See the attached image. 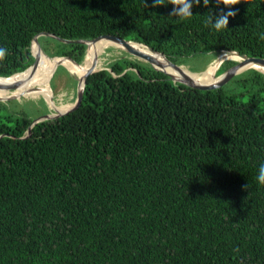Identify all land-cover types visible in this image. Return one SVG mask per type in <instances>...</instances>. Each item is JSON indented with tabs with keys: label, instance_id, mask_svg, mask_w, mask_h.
Instances as JSON below:
<instances>
[{
	"label": "trees",
	"instance_id": "1",
	"mask_svg": "<svg viewBox=\"0 0 264 264\" xmlns=\"http://www.w3.org/2000/svg\"><path fill=\"white\" fill-rule=\"evenodd\" d=\"M230 7L236 17L216 31L202 4L180 20L152 0H0V76L34 65L41 31L110 34L176 64L221 51L264 58V0ZM36 43L74 68L83 61L84 44ZM10 101H0V264H264L260 71L202 89L120 56L87 76L75 110L28 133L39 114L12 112Z\"/></svg>",
	"mask_w": 264,
	"mask_h": 264
},
{
	"label": "water",
	"instance_id": "2",
	"mask_svg": "<svg viewBox=\"0 0 264 264\" xmlns=\"http://www.w3.org/2000/svg\"><path fill=\"white\" fill-rule=\"evenodd\" d=\"M40 36L51 37V38H54V39H56V40H58V41H60L62 43L84 44L86 47H85V53H84V57H83L82 63H84V62L86 64L89 63V65L86 66V68H85L84 72L81 74V76H76L74 74V71H76V69L74 68L73 61L69 57H66V56H51L50 57V56L44 54L38 48L37 43H36L38 37H40ZM101 39L109 40L112 43L113 46L117 47L118 49H120L121 51H123L124 53H126L128 55H132V56H134L137 59L138 58H142L143 60H141V61H144V62L148 63L154 70H158V71L164 73L172 81H175L172 78V76L169 73L163 71L160 67H157L158 64L161 66L160 63H163L165 66L169 67L170 69H173L176 72H181V70L179 68H180V66H183V64H176V63L170 61L161 52L151 48L150 46H148L146 44L140 43V42H135V41H131V40H125V39H122V38H119V37H116V36L110 35V34L100 35V36L94 37L92 39H66V38H62L60 36H57V35H55L53 33L47 32V31L38 32L32 38L31 43H30V53H31V55L34 58V65L26 68L25 70L12 73V74H10L8 76H0V79H9L10 77H12V76H14L16 74L24 73L28 69L32 73L36 72L38 70V68H39L38 58L40 56H44L46 58H49V59L51 58V59L55 60V62L53 63L51 72H50L49 79L52 77V75H53L54 71L56 70L57 66L62 65L66 69V72L69 74V76L73 80H75V84H76L75 99H74V102L70 106H68L67 109H65L63 111H60V110H56L55 111L54 110V112H52V113L42 114V115H39V116L33 118V120L31 121V123H30V125L28 127L27 133L29 132L30 128L35 123H37V122H39L41 120H44V119H50V118H54V117L63 115L65 113H68L70 111L75 110L80 105V102H81V99H82V96H83V89H84V85H85L87 76L90 73L101 69V68L96 69L95 67H93L94 57H92V58L88 57V44L92 43L94 41H97V40H101ZM134 43L145 46L148 50H150V52L148 54H146V53H144V52H142L140 50L135 49L132 46V44H134ZM34 44H35V47H36V51L35 52L32 49ZM227 52L236 53L238 56H240L242 58V60L236 62L233 66L227 68L226 70H224L223 72H221L219 74H215V71H214V74L212 76V80H210V81L193 82V81L189 80L188 78L184 77V78L179 79V80H177L175 82H178V83H181V84H184L186 86L193 87V88H202V89L213 88V87H217V86L221 85L228 77H230L232 75H235V74H238V73H240V72H242V71H244L246 69L253 68L255 70H258L257 68H254V67H251V66L245 67L246 66L245 62H255V63H258V64L264 66V58L247 56L246 54H241L238 51H227ZM152 54L154 55L153 57H152ZM159 59H161L163 62L161 60H159ZM63 61H67L68 65L63 64ZM77 66H80V64L77 65ZM258 71H260V70H258ZM190 72H192V71H190ZM260 72L264 74V72H262V71H260ZM49 79H48L47 83H49ZM20 83H21L20 81L13 82V80L11 82H7V83L0 81V86L6 85L7 87L11 88V87L15 86L16 84H20ZM15 97L16 96H9V97H6V98H0V101H6L8 99H11V98L13 99Z\"/></svg>",
	"mask_w": 264,
	"mask_h": 264
},
{
	"label": "bare ground",
	"instance_id": "3",
	"mask_svg": "<svg viewBox=\"0 0 264 264\" xmlns=\"http://www.w3.org/2000/svg\"><path fill=\"white\" fill-rule=\"evenodd\" d=\"M110 45H112V43L109 40H97L94 41L92 43L88 44V57H95L96 55L104 52L105 48L109 47ZM132 46L137 49L140 50L146 54H148L150 52V50H148L145 46L140 45V44H132ZM32 49L34 50V52L36 51V47L35 44L33 45ZM154 55L152 54V57ZM45 58L49 61L50 65L46 70V74H44V71L40 68L43 62H40L41 59L39 58ZM38 58L39 61V68L37 72H27L25 71L24 73H19L16 74L12 77H10L9 79H0L1 82H11L13 80V82H17L20 81V84H16L15 86L9 88L6 85L4 86H0V98H6L9 96H14V95H18V96H30V97H44L47 102H48V106L51 110H60L63 111L65 109H67L68 106L65 105H56L55 103H53L52 101V97H51V91L48 89L47 86L48 83V79L50 76V72L53 66V63L55 62L54 59H49L46 58L44 56H40ZM223 58H233L235 59L237 62L241 61L242 58L240 56H238L236 53L234 52H226V51H221L219 52L217 59L210 65L207 66V68L202 71V72H190V70L184 66H180V70L181 72H176L173 69H170L169 67L165 66L163 63H160L161 66L158 64L157 67H160L163 71L169 73L172 78L177 81L179 79H182L184 77L188 78L189 80L193 81V82H206V81H210L212 80L211 76L212 74H214L215 68L218 66V64L221 62V60ZM140 60H143L142 58H138ZM161 60V59H159ZM162 61V60H161ZM249 61V60H248ZM163 62V61H162ZM63 64L68 65L67 63H65L63 61ZM88 64L81 63L80 66H77L75 69L76 71H74V74L76 76H81V74L84 72L86 66H88ZM245 67H254L257 68L258 70L264 72V66L260 65L258 63L255 62H245ZM38 77V79H28L19 75H31V74H35ZM259 73V72H258ZM206 76V77H205ZM211 78V79H209ZM40 81V82H38ZM38 82V83H36ZM10 94H14V95H10ZM9 95V96H7Z\"/></svg>",
	"mask_w": 264,
	"mask_h": 264
},
{
	"label": "rangeland",
	"instance_id": "4",
	"mask_svg": "<svg viewBox=\"0 0 264 264\" xmlns=\"http://www.w3.org/2000/svg\"><path fill=\"white\" fill-rule=\"evenodd\" d=\"M120 56H128L130 59L141 61L140 59H137L132 55L125 54L117 47L110 45L109 47L105 48L104 52L94 57L93 67H95L96 69L105 67L108 62ZM217 56L218 55L215 54L212 55L211 53L208 52L205 54L191 55L185 59L186 60L185 65L183 66L186 68H190L191 70H195V72H201L204 71L208 65L212 64L217 59ZM39 59H41L40 62H43L40 68L44 71V74H46V70L49 67L50 63L45 58L41 57ZM227 60H232L237 62L233 58H223L216 67L215 74H217V70L219 66L224 61ZM56 70L54 71L52 77L49 79V83H48L49 86H47L48 89L51 91L50 93H51L52 101L53 103L59 106L60 105L70 106L75 99L76 84L74 80L69 76V74H67L64 70H60L57 72ZM10 95H14V94H10ZM14 96L16 97L13 99L12 98L8 99L9 101L10 100L15 101L14 104L11 105L10 103L8 104V107L12 110V112L24 111L30 114L31 116L37 115V113L39 115H42V114L54 112V110H51L49 108L48 102L44 97L41 96L30 97L26 95L24 96L14 95ZM36 108H38V112H36Z\"/></svg>",
	"mask_w": 264,
	"mask_h": 264
},
{
	"label": "clouds",
	"instance_id": "5",
	"mask_svg": "<svg viewBox=\"0 0 264 264\" xmlns=\"http://www.w3.org/2000/svg\"><path fill=\"white\" fill-rule=\"evenodd\" d=\"M240 2L241 0H152V6L157 7L171 4L172 8L168 13V17H175L179 18L180 20H185L191 18L194 15L191 11L194 6H200L202 4L205 8H208L207 24L212 29L221 31L228 28L229 17L235 18L237 15V10L232 9L230 6L236 5ZM209 5H212V7L209 8ZM220 5H224V8H220L218 13H214V9ZM225 9L227 10L225 11ZM6 55L7 49L0 47V60H2ZM255 181L258 186H264V162H261L258 165ZM245 187L247 188L249 185L247 184Z\"/></svg>",
	"mask_w": 264,
	"mask_h": 264
}]
</instances>
